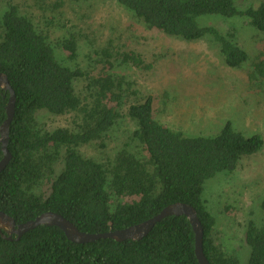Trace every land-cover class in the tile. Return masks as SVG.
<instances>
[{"label": "trees", "instance_id": "16d2710c", "mask_svg": "<svg viewBox=\"0 0 264 264\" xmlns=\"http://www.w3.org/2000/svg\"><path fill=\"white\" fill-rule=\"evenodd\" d=\"M147 28L185 41L212 39L226 66L242 68L250 53L225 31L198 22V17H242L264 33V0H110ZM246 1V0H243ZM242 1V2H243ZM53 12L64 0H36ZM15 0H0V72L15 90L10 125L12 158L0 172V210L17 223L48 210L74 222L82 231L107 232L143 222L167 205H193L204 229V252L213 264H264V197L261 223L249 220L245 243L248 259L229 250L218 219L205 198L206 183L238 169L245 157L264 147V135L248 134L227 120L217 133H190L155 115L156 96L143 94L138 83L119 68L155 69L157 58L128 48L121 38L97 54L95 71L69 63L78 55L81 32L58 42ZM85 35V34H84ZM65 53H68L67 56ZM85 82V91L77 83ZM247 80L255 90L264 82V49L253 60ZM10 90L0 85V126L7 118ZM72 115L66 126L48 127L43 112ZM125 120L133 129L119 147L109 150ZM95 144L107 155H85ZM4 157L0 142V161ZM0 231V264H201L195 252V231L186 215L157 222L140 240L101 238L70 240L58 226L40 225L21 238Z\"/></svg>", "mask_w": 264, "mask_h": 264}, {"label": "rangeland", "instance_id": "374dc122", "mask_svg": "<svg viewBox=\"0 0 264 264\" xmlns=\"http://www.w3.org/2000/svg\"><path fill=\"white\" fill-rule=\"evenodd\" d=\"M30 14L40 28L49 31L58 42L71 31L81 32L78 55L70 59L74 67L95 71V58L111 40L126 41L133 48L157 58L151 72L137 68H119L138 83L143 94L156 96L155 115L168 125L190 133H217L227 120L238 129L264 135V82L255 90L247 80L253 60L264 49V33L246 23L245 18L227 19L219 15L198 17L204 25L236 30L237 40L248 50L251 59L242 68H230L224 63L212 39L185 41L147 28L132 13L110 0H64L65 4L53 12L36 0H15ZM243 1V0H242ZM239 1L241 6L250 1ZM85 34V35H84ZM68 53H65L67 56ZM86 82V81H85ZM85 82L77 83L85 91ZM48 127L66 126L72 115L42 114ZM125 120L117 127V136L109 146L110 152L119 147L133 129ZM85 155L102 159L107 155L95 144L84 146ZM114 152V151H111ZM264 197V147L257 154L245 157L237 170L221 173L206 183L205 198L215 213L219 233L226 238L230 251L248 259L250 248L245 243V229L249 220H263L260 199Z\"/></svg>", "mask_w": 264, "mask_h": 264}, {"label": "water", "instance_id": "95a60500", "mask_svg": "<svg viewBox=\"0 0 264 264\" xmlns=\"http://www.w3.org/2000/svg\"><path fill=\"white\" fill-rule=\"evenodd\" d=\"M0 85L10 90L11 96L7 105V118L0 126V142L4 152V157L0 161V172L3 171L9 164L12 154L9 150L10 139V125L15 114L16 94L11 85L9 77L6 73L0 72ZM186 215L189 217L196 235L195 252L201 264H213L204 252V229L201 220L198 216L196 208L186 202H175L167 205L155 216L124 228L111 230L107 232H86L82 231L74 222L65 217L63 214L48 210L37 215L35 218L26 222L17 223L15 218L8 213L0 210V231L5 238L14 239L27 231L34 229L40 225H50L60 227L67 237L77 243L93 242L101 238H113L117 241H124L128 239L140 240L145 237L156 225L157 222L170 215Z\"/></svg>", "mask_w": 264, "mask_h": 264}]
</instances>
